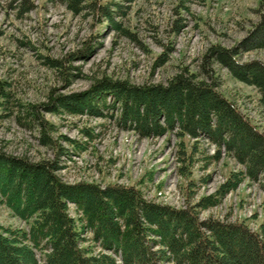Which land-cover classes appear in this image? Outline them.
Masks as SVG:
<instances>
[{
	"label": "rangeland",
	"instance_id": "1",
	"mask_svg": "<svg viewBox=\"0 0 264 264\" xmlns=\"http://www.w3.org/2000/svg\"><path fill=\"white\" fill-rule=\"evenodd\" d=\"M263 2L99 0L108 4L105 15L91 8L74 11L64 0H0V152L54 161L57 175L70 185L134 186L147 200L177 208L215 194L232 172L245 171L225 147L215 158L218 146L205 136L173 130L142 137L122 128L107 106L101 104L98 114L74 113L53 101L87 94L102 81L166 85L182 67L201 72L204 53L216 43L236 49L240 63L264 62V46L254 44L253 36ZM213 68L218 90L264 132L258 89L217 62ZM53 104L56 110H48ZM30 106L48 126L49 140L31 120ZM68 207L80 216L74 203ZM211 216L247 219L258 230L264 190L246 177L218 205L201 211V218ZM28 227L6 202L0 204V233L9 237L7 231ZM82 236L85 246L102 250L92 232ZM37 256L43 261L40 251Z\"/></svg>",
	"mask_w": 264,
	"mask_h": 264
},
{
	"label": "trees",
	"instance_id": "2",
	"mask_svg": "<svg viewBox=\"0 0 264 264\" xmlns=\"http://www.w3.org/2000/svg\"><path fill=\"white\" fill-rule=\"evenodd\" d=\"M64 1L74 11L91 8L110 14L108 4L99 0ZM253 31L254 44L263 47L264 12ZM238 53L212 44L203 55L201 72L182 67L166 85L102 81L87 94L56 97L53 102L74 113L89 109L97 114L102 104L122 128L142 137L173 130L179 136H205L218 146L215 158L225 147L245 171L232 172L215 194L177 208L147 200L134 186L70 185L57 175L54 161L30 162L0 152V204L6 202L29 225L7 231L9 237L0 233V264H264V222L254 230L247 219L201 218L203 209L218 205L246 177L264 190V132L218 90L215 80L217 62L256 87L264 106V62L240 63ZM54 105L46 107L56 110ZM27 112L45 140L49 128L37 107ZM68 203L77 206L79 217L72 216ZM85 231L93 233L100 252L84 245Z\"/></svg>",
	"mask_w": 264,
	"mask_h": 264
}]
</instances>
